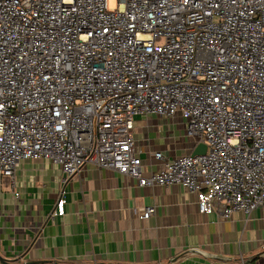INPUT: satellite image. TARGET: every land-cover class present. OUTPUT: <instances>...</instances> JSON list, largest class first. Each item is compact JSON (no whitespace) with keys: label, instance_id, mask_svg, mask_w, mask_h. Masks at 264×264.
Here are the masks:
<instances>
[{"label":"built area","instance_id":"obj_1","mask_svg":"<svg viewBox=\"0 0 264 264\" xmlns=\"http://www.w3.org/2000/svg\"><path fill=\"white\" fill-rule=\"evenodd\" d=\"M148 114H180L206 153L159 151L146 173L134 130ZM41 158L65 184L93 162L182 185L201 213L264 206V0H0V176Z\"/></svg>","mask_w":264,"mask_h":264},{"label":"crops","instance_id":"obj_2","mask_svg":"<svg viewBox=\"0 0 264 264\" xmlns=\"http://www.w3.org/2000/svg\"><path fill=\"white\" fill-rule=\"evenodd\" d=\"M146 173L204 143L180 114L136 116ZM50 160H23L15 179L0 176V261L4 264H264V206L249 216L201 213L195 192L137 179L87 162L65 184ZM65 214L51 216L61 196ZM18 193V194H17ZM145 206L156 207L141 218Z\"/></svg>","mask_w":264,"mask_h":264},{"label":"water","instance_id":"obj_3","mask_svg":"<svg viewBox=\"0 0 264 264\" xmlns=\"http://www.w3.org/2000/svg\"><path fill=\"white\" fill-rule=\"evenodd\" d=\"M207 149H208V147H207L206 143H200L197 145L196 149L194 150L193 155L205 154Z\"/></svg>","mask_w":264,"mask_h":264},{"label":"rangeland","instance_id":"obj_4","mask_svg":"<svg viewBox=\"0 0 264 264\" xmlns=\"http://www.w3.org/2000/svg\"><path fill=\"white\" fill-rule=\"evenodd\" d=\"M110 6L115 7L116 6V0H110Z\"/></svg>","mask_w":264,"mask_h":264}]
</instances>
